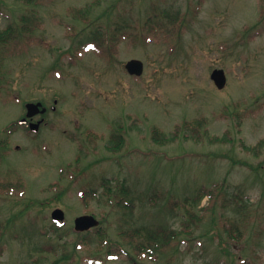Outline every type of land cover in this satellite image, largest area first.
Listing matches in <instances>:
<instances>
[{
	"label": "rangeland",
	"instance_id": "rangeland-1",
	"mask_svg": "<svg viewBox=\"0 0 264 264\" xmlns=\"http://www.w3.org/2000/svg\"><path fill=\"white\" fill-rule=\"evenodd\" d=\"M92 1L0 0L1 29L20 25L31 8L39 16L28 45L3 65L0 140L7 135L8 155L0 179L13 187H0V264H264V0ZM86 6L88 27L73 11ZM165 11L187 20L176 42L160 34L128 38L112 61L79 48L101 22H119L131 33ZM130 58L142 60L141 75L125 69ZM214 68L225 72L222 89L209 77ZM28 101L47 109L36 133L18 123ZM233 114L244 115L240 126ZM200 115L209 136L226 139H152L153 125L169 135ZM116 133L123 144L110 150ZM101 178L124 180L131 210L100 197ZM216 184L214 200L190 199ZM87 188L95 196L85 206L79 190ZM57 207L64 211L63 238L47 234ZM84 213L102 219L108 243L93 231L92 242L75 244L74 218ZM232 223L239 239L229 236ZM143 225L175 237L138 255L120 232ZM114 241L122 246L112 259L106 251Z\"/></svg>",
	"mask_w": 264,
	"mask_h": 264
},
{
	"label": "trees",
	"instance_id": "trees-1",
	"mask_svg": "<svg viewBox=\"0 0 264 264\" xmlns=\"http://www.w3.org/2000/svg\"><path fill=\"white\" fill-rule=\"evenodd\" d=\"M26 5L36 3L37 0H22ZM99 0H93L91 2L92 5H97ZM96 2V3H95ZM101 2V1H100ZM91 5V6H92ZM199 8L194 9L193 15L198 12ZM89 7L86 6L85 8H80L76 11V14L83 19L84 26H89V22L87 20L86 13L89 12ZM70 11V10H69ZM72 11V12H73ZM260 18H264V8L260 10ZM162 15H151L149 19L143 24L141 30H136L135 32L129 33L126 30H123V26L119 22H115L114 25L111 24L109 21L101 22L99 26V30L95 29L94 32L89 33L88 35H84L86 42L81 44L79 48L84 50L88 45V48L91 51L96 52L100 57L107 59L108 61H112L115 59V54L118 51V46L121 42L126 41L130 38L131 42L136 43L138 36L142 39L147 35H157L160 34L164 38H175V42L178 41L182 36V31L187 24V20L185 16H181L178 11L176 12H169L165 11ZM166 19V23L164 21ZM21 24L17 25L8 24L4 28H0V93L5 88L8 79L7 73L3 70V65L5 63V59L10 55L18 52L19 50L22 51L30 42V37L34 29L39 24V16L35 14V11L31 8L28 12L23 13L21 15ZM69 29L75 30L74 27H69ZM145 30L147 33H145ZM75 35V34H74ZM73 35V36H74ZM79 50L77 51V54ZM73 54V53H72ZM74 56H76V50L74 51ZM225 109H227L225 107ZM236 126H240L244 115L242 114H233ZM207 124V118L204 115H200L199 117L182 120L180 124H176L174 130L169 134H164L162 129L158 125H153L151 134L152 139L156 143L164 144L168 141L175 140L178 137H182L183 139H194L197 141L203 140L205 137L209 138L211 142L215 141H224L226 138L223 136H209L205 125ZM7 132L6 134H11L13 128L5 129ZM227 134V131L224 132ZM91 133L89 134L90 137ZM7 143V135L5 138L0 140V165L2 160L6 158L8 155L6 149ZM111 144L109 146L110 150H117L123 144V137L122 133H116L111 136ZM247 148V147H245ZM250 149H254L253 147H249ZM122 183L112 184L110 182V178H101L100 180V197L105 200L107 204L111 207H118L123 209L132 208L133 199L131 194V189L129 186H126L124 180H121ZM21 183V181H20ZM9 184H5L0 179V187H9ZM95 189L94 188H87L83 190H79V193L82 197L83 204L87 206L88 200L95 196ZM220 190V185H214L212 188H208L207 186H201L196 189V192L192 198H190L193 202L199 203L203 197H207L208 200H214ZM65 189L59 192V196H54V199H60L62 192ZM189 198L185 199L184 204L188 203ZM187 205V204H186ZM188 213H190V209H186ZM236 223H232L229 227V236L233 239H239L238 235L235 234V230H238ZM65 226V223L57 224L53 223L47 234L51 235L55 234L58 238H63L61 235V228ZM162 227V226H161ZM150 228L147 226H139L130 230H121L120 234L127 238L126 243L133 244V248L136 250L138 255H147L150 254L151 251H156L161 249L164 244L170 242L173 239L174 233L173 231H168L165 228ZM95 237L100 238V244H103V241L106 237V232H102L100 226L94 228ZM1 234V233H0ZM77 234V241L75 244L78 243H88L92 242L87 235L90 232L78 233ZM107 240V239H106ZM104 241L108 243V241ZM121 245L118 241L111 242L110 248L106 251L107 254H117V248ZM115 248H111V247ZM54 247H46L43 249L50 250Z\"/></svg>",
	"mask_w": 264,
	"mask_h": 264
},
{
	"label": "water",
	"instance_id": "water-1",
	"mask_svg": "<svg viewBox=\"0 0 264 264\" xmlns=\"http://www.w3.org/2000/svg\"><path fill=\"white\" fill-rule=\"evenodd\" d=\"M124 66L129 74L141 75L143 72V62L137 58H131L127 60ZM210 78L218 89H222L226 84V75L224 70L221 68L213 69L210 73ZM25 106L27 109L26 117H32L38 112L43 113L45 111V108L41 107L40 102L37 103L28 102L26 103ZM26 117L22 118L20 122H25ZM39 123L40 121L35 123L31 122L30 128L33 131H36ZM51 217L54 220L61 221L64 219V212L60 208H55L51 212ZM97 225H98V220L93 215H88V214L80 215L74 219V228L77 231H85Z\"/></svg>",
	"mask_w": 264,
	"mask_h": 264
},
{
	"label": "flooded vegetation",
	"instance_id": "flooded-vegetation-1",
	"mask_svg": "<svg viewBox=\"0 0 264 264\" xmlns=\"http://www.w3.org/2000/svg\"><path fill=\"white\" fill-rule=\"evenodd\" d=\"M51 108H52V106H51ZM46 111H47V110H46ZM38 115H39V114H38ZM38 115H36V116H38ZM43 115H44V114L39 115L40 117L37 118V119H34L36 116H34L32 119H27V121L24 123L25 127H26L27 129H29V128H30V126H29V123H30V122H32V121H39V120H42V122L40 123V125H41V124L44 125L47 121L45 120V118H44ZM40 125H39V126H40ZM39 126H38V129H39Z\"/></svg>",
	"mask_w": 264,
	"mask_h": 264
}]
</instances>
